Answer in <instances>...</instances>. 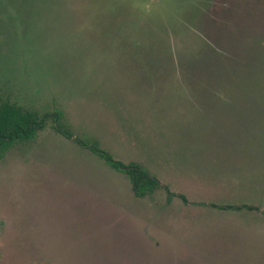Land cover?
<instances>
[{"label":"rangeland","instance_id":"1","mask_svg":"<svg viewBox=\"0 0 264 264\" xmlns=\"http://www.w3.org/2000/svg\"><path fill=\"white\" fill-rule=\"evenodd\" d=\"M130 3L0 0V264H264V0Z\"/></svg>","mask_w":264,"mask_h":264},{"label":"trees","instance_id":"2","mask_svg":"<svg viewBox=\"0 0 264 264\" xmlns=\"http://www.w3.org/2000/svg\"><path fill=\"white\" fill-rule=\"evenodd\" d=\"M42 127V117H39L35 111L19 106L17 103L12 102L8 96L3 98L0 96V158L15 142L33 139L36 131ZM64 135L71 138V134L68 132H64ZM78 143L89 148L113 169L125 173L136 195H144L158 185V181L137 163H124L114 159L103 149L96 146H88L80 141Z\"/></svg>","mask_w":264,"mask_h":264},{"label":"clouds","instance_id":"3","mask_svg":"<svg viewBox=\"0 0 264 264\" xmlns=\"http://www.w3.org/2000/svg\"><path fill=\"white\" fill-rule=\"evenodd\" d=\"M130 7L139 11L145 17H150L155 12L153 0H131Z\"/></svg>","mask_w":264,"mask_h":264},{"label":"crops","instance_id":"4","mask_svg":"<svg viewBox=\"0 0 264 264\" xmlns=\"http://www.w3.org/2000/svg\"><path fill=\"white\" fill-rule=\"evenodd\" d=\"M232 104H234V103H230V102H228V103H222V105H226L225 108H230L231 107L230 105H232ZM255 104H257V103H255Z\"/></svg>","mask_w":264,"mask_h":264},{"label":"flooded vegetation","instance_id":"5","mask_svg":"<svg viewBox=\"0 0 264 264\" xmlns=\"http://www.w3.org/2000/svg\"><path fill=\"white\" fill-rule=\"evenodd\" d=\"M10 148V147H9ZM9 148L7 149V151L9 150ZM5 155H3L1 158H0V161L4 158Z\"/></svg>","mask_w":264,"mask_h":264}]
</instances>
